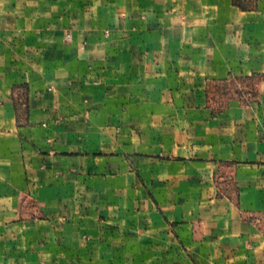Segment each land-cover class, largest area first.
<instances>
[{
    "label": "crops",
    "instance_id": "crops-1",
    "mask_svg": "<svg viewBox=\"0 0 264 264\" xmlns=\"http://www.w3.org/2000/svg\"><path fill=\"white\" fill-rule=\"evenodd\" d=\"M0 264H264V0H0Z\"/></svg>",
    "mask_w": 264,
    "mask_h": 264
},
{
    "label": "built area",
    "instance_id": "built-area-1",
    "mask_svg": "<svg viewBox=\"0 0 264 264\" xmlns=\"http://www.w3.org/2000/svg\"><path fill=\"white\" fill-rule=\"evenodd\" d=\"M66 40L69 41V42L72 41V33H71V32H68V33L66 34Z\"/></svg>",
    "mask_w": 264,
    "mask_h": 264
}]
</instances>
